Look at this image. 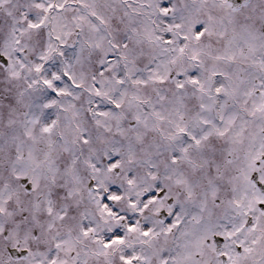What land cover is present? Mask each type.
I'll return each instance as SVG.
<instances>
[{"label": "snow or ice", "instance_id": "6c2138e0", "mask_svg": "<svg viewBox=\"0 0 264 264\" xmlns=\"http://www.w3.org/2000/svg\"><path fill=\"white\" fill-rule=\"evenodd\" d=\"M0 264H264V0H0Z\"/></svg>", "mask_w": 264, "mask_h": 264}]
</instances>
